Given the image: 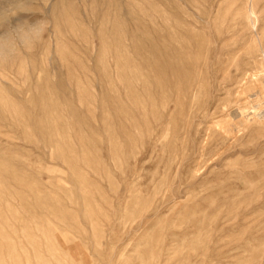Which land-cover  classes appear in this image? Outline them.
I'll list each match as a JSON object with an SVG mask.
<instances>
[{
  "label": "rangeland",
  "instance_id": "374dc122",
  "mask_svg": "<svg viewBox=\"0 0 264 264\" xmlns=\"http://www.w3.org/2000/svg\"><path fill=\"white\" fill-rule=\"evenodd\" d=\"M0 264H264V0H0Z\"/></svg>",
  "mask_w": 264,
  "mask_h": 264
}]
</instances>
